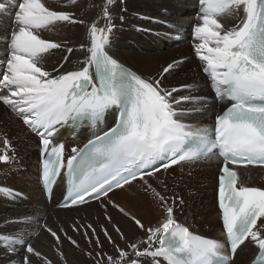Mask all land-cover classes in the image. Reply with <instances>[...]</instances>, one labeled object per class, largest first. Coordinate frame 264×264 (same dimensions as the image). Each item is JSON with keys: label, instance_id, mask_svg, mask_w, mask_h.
<instances>
[{"label": "snow or ice", "instance_id": "snow-or-ice-1", "mask_svg": "<svg viewBox=\"0 0 264 264\" xmlns=\"http://www.w3.org/2000/svg\"><path fill=\"white\" fill-rule=\"evenodd\" d=\"M77 2L71 0L73 5ZM114 3L115 0H103L99 19L91 23L77 19L74 13L53 10L43 0H16L13 5L14 27L4 37L6 72L0 74V90L7 93L0 96V102L40 137L45 191L51 194L57 178L66 169L71 203L62 206H77L87 203V197L93 194L96 199L101 195L108 197L114 189H123L145 176L152 177L154 173L145 169L154 160L168 156L169 162L163 165L167 170L207 157L219 148L224 158L218 189L224 242L195 235L178 223L174 216L175 200L169 205L145 181L144 190L150 191L163 209L159 225L145 228L141 220L113 204L147 232V239L128 244L131 252L116 246L118 257L96 259L106 255L101 252L87 255L95 264H140L132 256L161 257L166 264H232L247 242L258 250L253 264H264V223H257L264 217V190L238 187L239 174L229 167H264V0H199L200 23L193 30L199 41L194 46L195 53L216 97L231 102L216 116L211 130H192L182 122L187 110L180 106L198 98L176 96L181 89L166 88L161 79L143 78L109 55L106 49L114 27L110 10ZM4 10L5 5L0 4V12ZM100 19L104 21L103 27ZM225 20L238 22L229 27ZM57 24L85 25L88 43H82L80 50L87 54L78 70L60 72L61 63L52 69L57 73L52 75L42 66L51 50L64 49L68 54L74 51L65 43L41 37V30H54ZM63 59L67 61L68 56ZM178 63L168 64L163 73H170ZM112 107L119 110L115 125L90 139L83 148L73 147L72 154L65 158L64 144L53 143L57 126L69 121L75 126L85 119L95 125ZM0 142V162L7 164L14 159L9 153L15 149L6 135H0ZM0 192L10 194L11 190L0 188ZM114 227L125 239L121 229ZM47 231L57 244L62 243L55 231ZM103 232L115 246L107 229ZM92 235L96 245L102 247L94 228ZM67 238L79 247L75 240ZM0 240L8 242L13 237L0 236ZM140 244L146 247L141 249ZM26 252L43 264H52L31 244L26 246ZM60 255L63 259V253ZM22 264H32L29 256H24Z\"/></svg>", "mask_w": 264, "mask_h": 264}, {"label": "bare ground", "instance_id": "bare-ground-1", "mask_svg": "<svg viewBox=\"0 0 264 264\" xmlns=\"http://www.w3.org/2000/svg\"><path fill=\"white\" fill-rule=\"evenodd\" d=\"M10 2H16V0H0V4L9 7V11L13 14L14 10L10 8ZM43 2L53 10L74 13L77 19L91 23L93 20L99 19L100 5L103 0H78L75 5L71 3V0H43ZM198 2L199 0H125L124 2L123 0H115L110 9L114 27L106 50L112 57L143 78L161 79L162 86L169 89L173 87L181 89L180 92L174 95H191L198 98L180 106L182 109L187 110L181 119L182 122L190 126L199 125L194 129H208L213 128L217 114L226 105L221 104L211 96L210 80L202 73L203 64L195 53V47H193L199 43V41L192 40L194 27L200 23L198 19ZM223 22L230 27L238 21L225 20ZM100 26H104L102 19H100ZM13 27L12 20L0 16V65L3 73L6 72L5 60L7 54L4 37L10 34ZM40 35L44 39L65 43L74 49L71 54H68L64 49L51 50L52 54L47 55L42 64L45 70L51 72L52 75H56L57 73L52 72V69L58 67L61 63H63V68H60V72L78 70L82 66L80 62L85 59L87 53L85 50H80V45L88 43L85 25L57 24L54 30H41ZM179 37L186 39L187 42L177 44L176 39ZM163 47H165V51L160 52ZM66 55L68 60L64 61L63 57ZM173 62L179 63L170 73H163V69ZM0 79H2V76ZM185 85L188 87H183ZM6 93L7 90H0V96ZM208 98H213L212 104L206 103ZM197 108L204 110L205 115H199L200 111L195 110ZM0 133L10 135L7 137L15 149L14 153H9L14 156V159L8 165L0 164V181L14 182L19 176L24 175L22 168L25 171H30L31 179H33L29 182L32 184L31 186L28 185L29 183H25L26 185L21 188L0 183L1 186L19 191L28 197V201L17 199L14 202H6L4 200L6 198L0 193V236L13 237V240L8 242L0 240V264H22L26 255L29 256L32 264H43L40 259L26 252L28 244H31L52 264H95V260L89 257L87 253H92L93 256L97 252L104 253L106 254L104 257H96V259L103 258L106 260L107 256L118 257L116 246L131 252L127 245L146 240L147 232L138 228L129 216H125L119 211V208H123L130 216H135L141 220L145 228L155 227L157 223H160L158 218H161V216H155L157 215V208L151 211L150 207L152 205L149 206V203L145 201L149 197L157 205L158 202L150 191H145V187L139 185L140 182L145 184V181H147L163 197L168 196V193L172 194L173 191L177 195H181L188 187L186 186L188 183L186 177L183 175L185 173L188 175V172L192 173V170L195 174L196 171L198 172V168L203 169L201 173H204L205 178L211 177L213 182L216 180L215 197H213V187H210L207 190L211 189V194L205 198L209 200V208H207L211 219L207 220L204 213L198 214L199 216L203 215L198 217L199 219L193 218L194 226H208L207 231L210 236L194 231L188 225L180 223L179 220L182 217H179L177 222L187 226L196 235L225 241L222 233L221 213L218 208V180L222 167V160L218 156L183 163L181 168L183 170L185 168V172L182 174H178V167L167 172L169 176L178 174V177L182 179L178 178L180 179L179 183L176 180H170V178L165 184L157 182V185H154L152 179H157V176L154 175L152 179L149 177L134 181L132 185L116 190L108 197L95 203L71 210H59L56 205L64 194L65 188L57 186L54 191V201L49 204L40 183V137L30 131L23 124V121L2 102H0ZM72 134L58 130L53 138L56 140L55 143L67 141L71 147L81 146L89 139L87 137L80 144H77L70 141L69 137ZM86 136L87 134L83 132L79 137L85 138ZM2 148L0 144V149ZM216 170L219 173H216ZM238 171L240 173L238 185L264 190V169L245 167L238 169ZM248 172L251 174V180L253 182L257 181L259 184H246L245 177ZM183 181L185 185H183ZM182 186L185 189L181 191ZM137 187L145 194L139 193ZM127 192L130 194H127ZM110 199L112 202L107 203L106 201H110ZM113 204L119 205V208L113 207ZM181 210L185 212L187 209ZM175 211H180V209ZM154 216L156 218H153ZM96 218H98V221H95ZM261 223H264V220ZM88 225L96 230L102 247L96 245V237L92 235V228H89ZM114 225L121 229L125 239H121L120 234L115 231ZM47 229L55 231L60 236L62 243L57 244L55 238ZM103 229H107L115 241V246L108 242ZM85 233H87V236H85ZM67 237L75 240L79 247L69 242ZM89 240H91V243H89ZM246 244L244 250L236 255L233 264H250L251 259L256 255V249L249 243ZM140 247L143 249L146 245L140 244ZM60 253H63V259ZM224 254H227V252L225 251ZM249 257H251L250 261H248ZM131 258L137 259L140 264H158V262L164 264L162 258L159 257L143 256L137 258L132 256Z\"/></svg>", "mask_w": 264, "mask_h": 264}, {"label": "rangeland", "instance_id": "rangeland-1", "mask_svg": "<svg viewBox=\"0 0 264 264\" xmlns=\"http://www.w3.org/2000/svg\"><path fill=\"white\" fill-rule=\"evenodd\" d=\"M163 51H165V47H163V48L160 49V52H163ZM183 64H185V63H183ZM209 99H212V98H209ZM199 115L204 116L205 115V111L204 110H201L199 112ZM193 124H195V123H193ZM195 125L191 126V128L193 130H195L194 128H196V127L199 126V125H197V126H195ZM200 125H202V124H200ZM0 135L10 136L9 134H6V133H0ZM12 138H13V136H12ZM0 144L3 147L2 142H0ZM5 165H8V164H5ZM202 166H204V165H202ZM22 170H23L22 172H24V175L19 176V178L17 177L18 179L17 180L15 179L14 182L13 181H5V180H2L3 182L0 181V183L6 184V185L12 186V187H18V188H21L22 186L24 187V185H26L27 183L31 182L33 179H31L32 177L30 175L31 174L30 171H27V170L25 171L24 168H22ZM177 170H178V174H180V173L182 174V173L185 172V168L183 170L180 167ZM201 171L203 172V169L202 168H198V172L196 171L195 174H194V171L193 170L191 171L193 174L190 173V172H188L190 175L189 174L186 175L187 173H185L183 176L186 177L185 179L188 182L186 184V186H188L186 188V190L181 195H177L175 191H173L172 194L168 193V196L166 195L165 196V199L168 201V204L169 205H172L173 199L175 200L174 216H175V219L176 220L179 217H182V219L179 220L180 223H184V224L188 225L194 231H197V232H199L201 234L210 236L209 232L207 231L208 226H206V227L205 226H194V223H193L194 222L193 218L194 217L195 218H198V217L203 216V215L199 216L202 213H204V216L206 217L207 220L208 219L209 220L211 219L210 212L208 211V208H209V200H206L205 199L207 196H210V194H211V191L210 190L211 189L210 190H207V189H209L210 187H213V191H214L213 197H215L216 180L213 182L212 179H211V177L205 178V176H203L204 173H201ZM218 171H219V169H218ZM216 173H219V172H217V170H216ZM178 174L175 175L176 176L175 177V176H171V175L169 176L168 174L162 173V174L156 175L157 176V179L156 180L155 179L153 180L152 177H150V179H152V184H154V185H157L156 184L157 182H162L163 184H165L166 181H168V179H170V178H171L170 180H176V182L179 183L181 177H178ZM197 174H199V175H197ZM246 174H247V176L245 177L246 184H248V185H257V184H259V182H257V181L256 182H253L251 180V178H250V176H251L250 172H248ZM178 178H180V179H178ZM199 178H200V180H199ZM22 179H25V180H22ZM28 185L31 186L32 184L29 183ZM139 185L146 187V185L143 182H140ZM183 185H185V182H184ZM202 185H204V186H202ZM182 187L183 188L180 189L181 191L185 189L184 186H182ZM136 189L138 190L139 193H143L141 191V189H138V187ZM127 194H130V193L127 192ZM143 194H145V193H143ZM3 196H4V198H6V199H4V200H6V202L7 201H9V202L12 201L9 198H7L4 194H3ZM149 199L150 198L148 197V199H146L145 202L149 203V206L152 205L150 207V210L151 211H153L154 209L157 208L156 209V214L157 215H155V216H157V217L158 216H161V218H158L160 220V222H161L162 219H163V215H164L163 214L162 207L159 204L157 205V203L155 201H153L151 199H150L151 200L150 201ZM181 200L183 201V204L180 203ZM106 202L107 203H111L112 201L110 199V201L107 200ZM176 209H180V211H175ZM181 209H184V210L187 209V210L185 212H183ZM159 214H161V215H159ZM189 215H190V217H189ZM155 216L153 218H156ZM95 221H98V218H96ZM158 225L159 224L157 223L155 226H158ZM69 242H70V240H69ZM248 247H249V245H248ZM246 251H247V249H246ZM251 257H249L248 261H250Z\"/></svg>", "mask_w": 264, "mask_h": 264}]
</instances>
